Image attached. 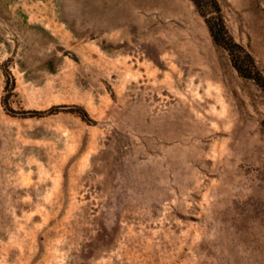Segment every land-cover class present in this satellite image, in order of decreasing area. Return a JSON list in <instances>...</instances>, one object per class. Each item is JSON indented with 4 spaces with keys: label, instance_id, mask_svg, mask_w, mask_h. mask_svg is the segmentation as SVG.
<instances>
[{
    "label": "rangeland",
    "instance_id": "374dc122",
    "mask_svg": "<svg viewBox=\"0 0 264 264\" xmlns=\"http://www.w3.org/2000/svg\"><path fill=\"white\" fill-rule=\"evenodd\" d=\"M218 3L0 0V264H264V0Z\"/></svg>",
    "mask_w": 264,
    "mask_h": 264
},
{
    "label": "trees",
    "instance_id": "16d2710c",
    "mask_svg": "<svg viewBox=\"0 0 264 264\" xmlns=\"http://www.w3.org/2000/svg\"><path fill=\"white\" fill-rule=\"evenodd\" d=\"M193 1L196 4V6L201 10L203 8L205 9L208 8V9L213 10L214 12L220 13V6L218 3V0H193ZM217 18H218L217 25H212L211 23H209V26H210L212 35L218 41L216 27H218V30L223 31V32H226V27H225L224 21L222 20L221 16L219 15ZM247 57L250 58V60L253 62V59L249 54H247ZM233 61H234V66L237 68V70L241 74L255 79V81L264 89V76L262 75L261 72L256 71L254 74L248 73L247 70L244 69L243 65L240 62H238L235 59H233ZM81 114H83V117H86L85 113H81Z\"/></svg>",
    "mask_w": 264,
    "mask_h": 264
}]
</instances>
